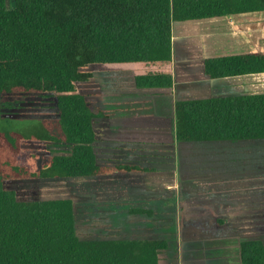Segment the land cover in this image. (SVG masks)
<instances>
[{
    "label": "trees",
    "instance_id": "1",
    "mask_svg": "<svg viewBox=\"0 0 264 264\" xmlns=\"http://www.w3.org/2000/svg\"><path fill=\"white\" fill-rule=\"evenodd\" d=\"M262 13L264 0H15L12 8L0 0V119L4 97L44 99L54 110L1 134L0 264H160L166 240H83L72 197L22 200L6 183L151 172L137 163L100 164L97 125L109 114L96 75L130 73L139 89H172L175 24ZM203 72L263 74L264 47L205 58ZM174 131L179 143L264 139V92L177 100ZM29 142L66 150L39 163ZM240 258L264 264V241L243 240Z\"/></svg>",
    "mask_w": 264,
    "mask_h": 264
},
{
    "label": "rangeland",
    "instance_id": "2",
    "mask_svg": "<svg viewBox=\"0 0 264 264\" xmlns=\"http://www.w3.org/2000/svg\"><path fill=\"white\" fill-rule=\"evenodd\" d=\"M7 5L9 8L14 7L15 0H7ZM215 20L174 25L175 81L179 86L183 85L182 88L188 89L187 93L193 91L192 94L189 93L191 96L185 98L179 95V99L212 95L215 85L209 81L212 78L203 73L201 63L203 58L222 53L223 50L228 51L229 48L235 51L236 45L239 44L234 40L231 42L216 40L218 37L216 34L226 26ZM244 21L243 28L251 26V30H257L258 33L263 30L264 35V15L249 17ZM237 23V21L229 23V27H241L235 25ZM229 31L226 29L221 32ZM257 41L258 47H264V37L259 36ZM96 76L103 93L99 105L109 114L108 122L106 119L98 120L99 140L96 146L100 148L101 153L105 152L102 145L104 141L101 140L105 138L112 140L117 137L118 143L121 144L127 140L130 148H136L138 142L131 141L134 137L130 138L129 133L122 136L121 133L129 132L131 128L146 129L139 126L141 116H144V119H155L160 123L161 120L164 122L174 116V104L178 100L176 92L158 95L163 92L139 89L135 86L130 73H98ZM248 80L247 87L250 91L264 92V75H257ZM179 86L176 85L172 90H177ZM146 99L148 104L143 108L141 100ZM3 107L0 120L6 121H0V156L6 152L3 151L5 140L1 134L6 132L12 134L54 112L52 104L44 99L4 97ZM120 117L131 118V123L120 120ZM106 123L108 130L103 132ZM159 129L161 126L159 128L154 126L150 128L149 133L157 135L163 133L162 131L160 133ZM157 137L145 135V138L135 139L142 143V146L146 144L155 150V158L149 165L151 172L129 174L130 181L121 177V174H114L100 179L14 180L7 182L6 187L15 189L22 200L34 197H72L77 234L83 240L159 238L166 240L170 248V251L161 255V264H229L223 260L226 258L231 263L238 264L239 238L241 242L244 239L264 241V140L179 143L174 136L173 139L168 137L167 141L164 140L165 137L163 141ZM247 144L253 145L241 147ZM211 145L238 147L233 151L236 157L230 154V150L206 151V146ZM10 146L11 143H7L8 150ZM25 147L39 156V163L47 161L54 152L66 150L60 147L38 146L34 142H29ZM198 147L202 148L193 154L194 149ZM114 152V156L111 157L113 159L115 155H121L122 148L119 147ZM219 154L225 155L226 159L220 161L215 158ZM100 158L102 159L101 156ZM106 160L105 163L109 165L114 163L108 161L110 157ZM19 163L20 161L16 159L15 164ZM199 178L212 182L211 179L219 178L217 185L223 184V180L225 182L227 180L229 184L230 182L237 184L233 190L230 188L222 190L219 186L199 187L194 184V180ZM244 186L252 189L242 190ZM141 193L144 197H141ZM134 209H143L147 212L145 218H141V214L132 213ZM149 211H152V214L149 215ZM251 212L255 221L245 217ZM237 215L241 219H235ZM243 216L247 219H243ZM141 222L144 228L141 227ZM242 222L250 223L251 227L250 231L243 232L244 236L239 229ZM228 242L231 251L227 255V247L223 244Z\"/></svg>",
    "mask_w": 264,
    "mask_h": 264
},
{
    "label": "crops",
    "instance_id": "3",
    "mask_svg": "<svg viewBox=\"0 0 264 264\" xmlns=\"http://www.w3.org/2000/svg\"><path fill=\"white\" fill-rule=\"evenodd\" d=\"M261 15H264V14L245 15V16H238V17H227V18H222V19H216L215 21L222 22V24L224 23L225 26H226L221 31H223V30L225 31L226 29L227 30L229 29L230 31L228 33H223L220 30H218L220 32H218L216 34V35H218L217 39H216V37H214V38L212 37V38L216 39V40H219V41L220 40H227V42H231L232 40H234V41H238L239 44L236 45L235 51H233V48H229L228 51H224L223 50L222 53H217V54H214V55H209V56L204 57L202 62H201L202 65H203V61H204L205 58L219 57V56H225V55H231V54H237V53H247V52H253V51L258 50L259 47H258V43H257L258 41L257 40H258L259 36L261 37V35H262V37H264L263 30H261V32L258 33L257 30H251L252 29L251 26L243 28L242 24H245L244 20L246 18H249V17L250 18L251 17H255L256 18L257 16H261ZM235 21L238 22L235 25H241V27L240 26H238L237 28H236V26L229 27V25H230L229 23L233 24V23H235ZM188 23H193V22H188ZM178 24H184V23H178ZM173 40H174V37H173ZM246 40H248V41H246ZM173 69H174V66H173ZM257 75H264V73L263 74H250V75H245V76H236V77H227V78L209 80V81H212V83L214 82L213 84L215 85L214 88L212 89L213 94L210 95V96H205V97L198 96V97L199 98H207V97L227 96V95H236V94H255V92L250 91L247 86L249 85L248 84V82H249L248 79L253 78V77L257 76ZM132 79L134 80L133 77H132ZM231 82H233L235 85L234 84L232 85ZM212 83H210V84H212ZM176 85L179 86L178 84H176V81H175V86ZM181 86H183V85H181ZM181 86L178 87V89H177L178 91L176 89L172 90V89H174V87H173L172 89H167V90H157V92H163V93H159L158 94L156 92V94H158V95H170V94H173L174 92H176L178 100H186V99H179V95H181L180 96L181 98H185V97L191 96L189 93L192 94L193 91H189V93H187L188 89H185L184 87L182 88ZM244 86H246V87L244 88ZM141 93H146V92H141ZM260 93H263V92H260ZM147 94H149V93H147ZM151 97H152V95H151ZM149 99H151V98H149ZM193 99H197V98H193ZM147 100L148 99L141 100V107L143 106V108H144V107L147 106V104H148ZM141 113H142V111H141ZM108 118L106 119V122H108ZM144 118H145L144 116H141V121L139 122V126H141V128L146 127V129L133 130L131 128V129H129V132L127 131V132H122L121 133L122 136H124L125 134L129 133V136H131L130 138L134 137L133 139H131V141H133L135 143L138 142L137 145H136V148L135 147L134 148H130V146H129L130 143H128L127 140L125 141V139H123L125 141L124 143H122V144L118 143L119 139L117 137L112 139V140H108L106 138L105 139H101L102 141H104L102 143V145L105 148L104 149L105 152L101 153V151H99L100 148L98 149L97 146L95 145V150L98 153V159H99L100 164L109 165L108 163H105V161H107L106 159H108V157H110V160H108V161H111V163L114 162L111 165H109V166H112V167L117 165V164L115 165V163H122V164L123 163L124 164L137 163V165H139L140 167H146L148 169H151V167L149 165H151V163L153 162V159L155 158V150L151 149L149 147V145L147 147L146 144L142 146V143H139V141H136L135 139L140 140L142 138H145V135H154L155 138H158L157 136H159L161 141H163V137H165L164 140L167 141L168 137H170V138H172V136L175 137L174 116H171L169 118V120L164 121V122H163V120H161L162 123H160V121L158 122L155 119H151V118L144 119ZM120 120L130 121V123H131V118H129V117H126L124 119L121 118ZM154 126H156L157 128H159L161 126V129H159V130H160V133H161V131L163 133H161V134L158 133V135L155 134V133H151V132L149 133L150 128H152ZM166 128H168V129H166ZM114 129L113 130L116 131L117 127L114 128ZM107 130H108V125L106 123V127L103 128V132H106ZM117 135L115 134V136H117ZM258 140H261V139H258ZM228 141H234V140H228ZM209 142H214V141H209ZM180 143H198V142H180ZM256 143H258V142H255V144ZM252 145L253 144H251V145L247 144V145H242L241 147L242 148H244L243 146L250 147ZM144 146H145V148H144ZM119 147L122 148L121 155H115V159L111 158V157L114 156L113 154H115L114 151L117 150V148H119ZM201 148L202 147H198V148L194 149L193 154L196 152L197 149H201ZM206 148H207L206 151H208V152H215V151H219L220 152L222 150L223 151L224 150H230V152H231L230 154H233L234 157H236V155L233 153V151H235V149H237L238 147L234 148V146H232V148H233L232 149L229 146L228 147H224V146H221V145H211V146H206ZM100 156L102 157V159L100 158ZM215 158H217L218 160L221 161L223 159H226V156L219 154ZM102 162H104V163H102ZM236 163H238V162H236ZM129 174L130 173L122 174L120 176L125 178V179H127L128 181H130ZM217 179H219V178L211 179V180H213V182H212V181H208L205 178H199L197 180H194V184L198 185L199 187H215V186H219V189H222V190H224L226 188H230V190H233L234 189L233 187H236L235 186V184H237L236 182H233V183L230 182V184H229V182L227 180H226V182L223 180V182H224L223 184L218 183L220 185H217V182H218ZM222 179H224V178H222ZM130 183H132V182H130ZM225 185H228V187H225ZM247 186H248V184H247ZM247 186H244V188H242V190H244V189H249V190L252 189V188H247ZM202 190L205 191V189H202ZM141 197H144L143 193H141ZM141 215H142L141 218H145V216H144L145 214H141ZM253 216H254V214L251 212L248 215H246L245 217H247L248 219L252 218L251 220L255 221V219H253ZM245 217L243 216L242 218L243 219H247ZM234 218L235 219H238V218L241 219V217H239L238 215L236 217H234ZM142 223L143 222H141V227L144 228ZM239 229L242 232V235L244 236L243 232L245 230H249L250 231V229H251L250 223L247 224V222L246 223L242 222V224L239 225ZM242 235L240 237H242ZM141 239H159V238L147 237V238H141ZM241 239H243V238H241ZM230 242H232V241H230ZM240 244H241V240L239 238V249H238L239 250V254H240ZM223 245H225L227 247V255H228V253L231 251V246L229 245V242L226 243V244H223ZM169 249H168V251H170ZM200 250H201V248H200ZM202 252H203V250H202ZM161 255H160V258H161ZM227 255L225 256V258L227 257ZM202 259H203V256H202ZM223 260H226L227 262H229V264H237V263H231L230 260H228L227 258L223 259ZM160 264H161V260H160ZM238 264H242L241 258H239V263Z\"/></svg>",
    "mask_w": 264,
    "mask_h": 264
}]
</instances>
